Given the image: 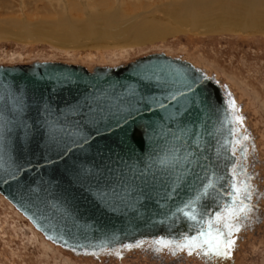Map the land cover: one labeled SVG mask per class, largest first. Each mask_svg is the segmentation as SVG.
<instances>
[{
  "label": "water",
  "instance_id": "water-1",
  "mask_svg": "<svg viewBox=\"0 0 264 264\" xmlns=\"http://www.w3.org/2000/svg\"><path fill=\"white\" fill-rule=\"evenodd\" d=\"M177 73L198 76L204 85L201 97L206 98L202 106L206 109L204 140L206 154L217 165L215 177L211 170L206 174L194 166L201 179L187 176L172 194L170 187H162L159 182V177L167 175L169 169L156 164L153 172L157 179L149 177L152 187L148 196L140 194L144 184L137 169L145 167L148 154L164 158L173 148L180 147L179 141L161 134L157 127L162 122V113L158 116L144 111L135 117L136 126L147 133L143 137V150L124 135L115 120L101 121L97 125L99 132L92 130L88 143L78 140L68 152L63 151L65 143L78 138L49 131L53 124L75 130L73 122L78 117L70 115L69 105L75 106L77 102L84 105L87 101L93 108L98 105L109 108L120 105L118 98L127 97L130 90L144 96H160L162 91L157 83L171 80ZM105 92L107 97L102 96ZM229 94L238 114L244 117L243 125L238 128L237 158L246 170L240 179L247 180L251 190L250 201H245L251 210L241 219L240 230L233 235L236 243L231 256L221 259L205 256L199 250L189 255L187 250L175 247L161 249L154 241L161 237L180 240L179 233L188 231L190 222L176 213V208L182 207L181 201L195 196L201 180L213 179L221 190L222 181L217 177L225 174L226 164L230 167V150L225 142L231 139L228 129L233 127L221 128V105ZM92 96L102 98L93 102ZM250 117L227 80L215 71L194 65L183 54L173 56L160 51L116 65L97 64L91 68L81 63L43 59L1 63L0 193L47 241L78 259L90 258L110 264L137 263L136 260L142 259L151 264H183L190 259L201 264H238L237 252L242 241L264 220L263 177L259 176L258 168L264 161L260 159L259 134ZM172 130L176 131L174 125ZM208 132L214 135L209 136ZM244 136L249 139L244 140ZM217 149L219 158L215 155ZM13 170L16 179L5 182L3 178ZM112 189L125 198L123 202L112 196ZM101 191L109 193L108 203L99 199ZM215 195L211 191L201 202L209 212L214 210L212 197ZM197 210H201V205Z\"/></svg>",
  "mask_w": 264,
  "mask_h": 264
},
{
  "label": "rangeland",
  "instance_id": "rangeland-1",
  "mask_svg": "<svg viewBox=\"0 0 264 264\" xmlns=\"http://www.w3.org/2000/svg\"><path fill=\"white\" fill-rule=\"evenodd\" d=\"M175 3L190 5L187 0H0L1 26L17 30L28 25H34V29L51 22L83 21L102 14L118 19L141 14L125 37L106 39L101 36L73 45L56 43L55 39L37 35L22 38L17 35L18 32L0 33V64L28 63L35 59L87 64L118 63L155 50L185 54L198 66L215 71L217 76L231 84L259 134L260 159L263 162L264 30L244 31L214 25L204 30L188 31L180 27L170 14L163 13ZM31 32L32 29L28 33ZM88 32L84 29L81 38ZM258 168L259 176L263 177L261 192H264V162ZM261 207L264 209V199L261 200ZM237 258L238 264H264V220L256 231L246 235ZM0 264L110 263L78 259L52 245L0 193ZM136 264L151 263L137 260ZM183 264L201 263L190 259Z\"/></svg>",
  "mask_w": 264,
  "mask_h": 264
},
{
  "label": "snow or ice",
  "instance_id": "snow-or-ice-1",
  "mask_svg": "<svg viewBox=\"0 0 264 264\" xmlns=\"http://www.w3.org/2000/svg\"><path fill=\"white\" fill-rule=\"evenodd\" d=\"M157 87L162 91L160 96L155 94L144 96L130 90L127 97L118 98L121 101L120 105H113L109 108L99 107V105L97 108H93L92 104L87 101L84 105H80L78 102L75 106L69 105L70 115L78 117L73 122L75 130L67 127L57 128L53 124L49 131L50 133L60 132L69 138H78L70 139L69 143H65L63 151L68 152L73 144L78 143V140L88 143L91 131L99 132L97 125L101 121L115 120L116 126L121 128L124 135L135 141L143 150V137L147 133L136 126L135 117L140 116L144 111L158 116H161L162 113V122L157 127L161 129V134L171 135L179 141L180 147L173 148L170 155L164 158L154 156L153 153L148 154L145 167L137 169L138 176L144 184V187L139 190L140 194L144 197L148 196V190L152 187L149 177L152 180L157 179L153 172V167L156 164L169 169L167 175L159 177V182L162 187H170L172 194L178 191L187 176L192 175L194 179H201L199 173L193 170L194 166L199 167L206 174L211 170L212 176L215 177L216 162L206 154L204 136L207 129L206 121L203 119L206 109L202 107L205 105L206 98H201L204 85L201 83L200 77H189L187 74L177 73L171 80L158 82ZM102 96L107 97L108 93L105 92ZM101 98L92 96L91 100L98 102ZM221 109L223 116L220 120L221 128L225 125H233L228 129L231 139L225 142V146L230 150V167L226 164L225 174L217 177L222 181L221 190L217 189L213 179H207V182L201 180V187H197L195 196L181 201L182 207L177 206L176 208V213L181 214L185 221L190 222L188 231L179 233L182 237L180 240L161 237L154 241L161 249L175 247L180 251L187 250L189 255L199 250L205 256L215 255L221 259L230 258L231 250L236 243L233 235L240 230L241 219L246 218L247 213L251 210L250 205L245 202L251 199L250 185L247 180L240 179V174L246 170L240 165L239 158H237V146L240 145L238 128L243 125L244 117L238 114L231 94L227 101L221 105ZM173 125L176 131L172 130ZM217 130L219 131V129ZM153 131L155 132V129ZM207 134L214 135L212 132ZM52 138L55 139V135ZM243 139L247 140L249 137L244 136ZM243 151L246 152V149ZM215 155L219 158V149L216 150ZM3 179L5 182L9 179H16V171H9L7 177ZM210 190L216 192L215 197H212L215 207L211 212L201 203L210 196ZM98 196L105 203L109 202L107 191L99 192ZM112 196L117 197L121 202L125 199L115 189H112ZM168 198L171 199L172 195H169ZM220 201H224V203L221 204ZM198 205H201L199 211L197 210ZM193 229H195L194 234ZM126 247L132 246L126 245Z\"/></svg>",
  "mask_w": 264,
  "mask_h": 264
},
{
  "label": "bare ground",
  "instance_id": "bare-ground-1",
  "mask_svg": "<svg viewBox=\"0 0 264 264\" xmlns=\"http://www.w3.org/2000/svg\"><path fill=\"white\" fill-rule=\"evenodd\" d=\"M250 0H187L188 4L175 3L169 5L166 10H163L167 16L176 20L180 27L188 31L204 30L206 28L213 27L214 25H223L225 28H235L236 30L243 29L244 31H252L258 28L264 30V0H252L261 5L253 4ZM147 11V10H146ZM107 14V13H106ZM143 14V13H142ZM106 16V17H105ZM141 17V14H136L126 19H118L108 15H100L96 17H89L83 21L71 22L68 20L58 22H51L45 26L34 27L31 25L23 26L19 30L12 28H5L0 24V33L15 34L18 32V36L23 38H29L31 35L34 37H49L55 39L56 43L74 44L80 43L86 39L99 38L101 36L106 39L121 38L128 35L134 23H136ZM109 26V27H108ZM32 29V34L28 33ZM88 29V33H85V37H82V31ZM28 33V34H24ZM37 35V36H36ZM77 42H76V41ZM87 41V40H86ZM62 45V44H61ZM161 50L151 51V53H157ZM168 55H175L172 51L164 50ZM150 53H144L137 57L149 55ZM176 55H181L176 54ZM184 58L198 66L196 62L185 54ZM131 61V60H124ZM123 62V61H122ZM118 63H95L85 64L88 67H93L97 64H109L116 65ZM20 63V62H17ZM201 67V66H198ZM203 68V67H201ZM205 69V68H203ZM89 261H95L90 258H79ZM137 261V260H136ZM140 262H148L146 259L138 260ZM130 264H136L130 263Z\"/></svg>",
  "mask_w": 264,
  "mask_h": 264
},
{
  "label": "flooded vegetation",
  "instance_id": "flooded-vegetation-1",
  "mask_svg": "<svg viewBox=\"0 0 264 264\" xmlns=\"http://www.w3.org/2000/svg\"><path fill=\"white\" fill-rule=\"evenodd\" d=\"M262 176H264V174ZM262 207H263V205H262Z\"/></svg>",
  "mask_w": 264,
  "mask_h": 264
}]
</instances>
